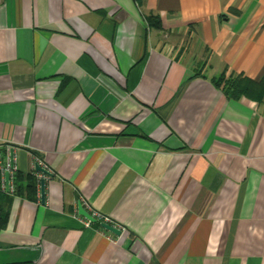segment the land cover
<instances>
[{
	"label": "crops",
	"instance_id": "obj_1",
	"mask_svg": "<svg viewBox=\"0 0 264 264\" xmlns=\"http://www.w3.org/2000/svg\"><path fill=\"white\" fill-rule=\"evenodd\" d=\"M223 70L264 76V0H0V142L53 171L0 264H264V102Z\"/></svg>",
	"mask_w": 264,
	"mask_h": 264
},
{
	"label": "trees",
	"instance_id": "obj_2",
	"mask_svg": "<svg viewBox=\"0 0 264 264\" xmlns=\"http://www.w3.org/2000/svg\"><path fill=\"white\" fill-rule=\"evenodd\" d=\"M139 4H141V0H139ZM146 20L150 26L160 28L157 16L148 15ZM213 81L215 85L224 93L227 99L235 100L239 99L241 96H245L260 103L264 102V76L260 80L255 81L243 76L242 74H236L233 72L227 73L223 70L213 78ZM39 158L41 157L39 156ZM12 182L14 186L12 194L21 195V193H23L27 196V198L36 200L37 178L35 171L22 175L16 169L13 172ZM22 182H24V185ZM8 194L9 192L4 191L1 187L0 173V230L4 229L7 223L8 212L4 209V199L8 196ZM96 219L97 222L93 225L100 229L101 220L99 218Z\"/></svg>",
	"mask_w": 264,
	"mask_h": 264
},
{
	"label": "built area",
	"instance_id": "obj_3",
	"mask_svg": "<svg viewBox=\"0 0 264 264\" xmlns=\"http://www.w3.org/2000/svg\"><path fill=\"white\" fill-rule=\"evenodd\" d=\"M14 147L12 145L4 144L0 142V173H1V187L4 191H6V186H5V172H8V187L7 191L9 193H13L14 191V186H13V172L16 170L15 164H14V155H13V164H11V159H10V153L13 152ZM35 165H38L42 167L46 174H43L41 172L36 173V178H37V198L40 199V180L41 179H48L52 174L53 171L50 169L48 165H46L43 160L37 156H34V161H33V168ZM82 205L85 207V209L95 218H100L103 220L105 223H109L113 226H116L119 228L117 225L112 223L111 219L102 215L98 211L92 209L85 201H82ZM120 229V228H119Z\"/></svg>",
	"mask_w": 264,
	"mask_h": 264
},
{
	"label": "water",
	"instance_id": "obj_4",
	"mask_svg": "<svg viewBox=\"0 0 264 264\" xmlns=\"http://www.w3.org/2000/svg\"><path fill=\"white\" fill-rule=\"evenodd\" d=\"M10 159H11V164H13V152L10 153ZM34 171L37 173V172H41L43 174H46L45 170L38 166V165H35L34 167ZM5 186H6V191H7V187H8V172H5ZM44 190H45V180L44 179H41L40 180V201L41 203H44V198H45V193H44ZM77 214L82 216L83 218H85L88 222H95L96 221V218L93 217L82 205L81 203H78L77 204ZM101 227L104 228L105 230H108L110 231L111 233L113 234H116V235H119L121 230L119 228H117L116 226H113L109 223H105V222H102L101 223Z\"/></svg>",
	"mask_w": 264,
	"mask_h": 264
}]
</instances>
